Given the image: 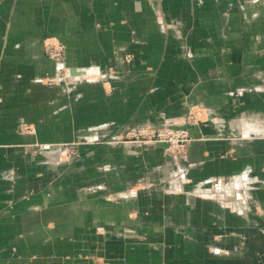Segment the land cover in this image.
<instances>
[{
    "label": "crops",
    "instance_id": "crops-1",
    "mask_svg": "<svg viewBox=\"0 0 264 264\" xmlns=\"http://www.w3.org/2000/svg\"><path fill=\"white\" fill-rule=\"evenodd\" d=\"M0 264H264V0H0Z\"/></svg>",
    "mask_w": 264,
    "mask_h": 264
},
{
    "label": "built area",
    "instance_id": "built-area-1",
    "mask_svg": "<svg viewBox=\"0 0 264 264\" xmlns=\"http://www.w3.org/2000/svg\"><path fill=\"white\" fill-rule=\"evenodd\" d=\"M46 57L52 61L61 64L58 68L55 76L46 78L49 85L66 84L67 80L71 78L70 72L64 67L65 52L64 48L60 44L48 43L45 45ZM134 140H145L149 143H167V151L170 152L174 161L178 164L181 160H184L185 156H182L184 145L190 140L189 134L186 130L182 129H160L153 131H141L133 129L128 137Z\"/></svg>",
    "mask_w": 264,
    "mask_h": 264
},
{
    "label": "water",
    "instance_id": "water-1",
    "mask_svg": "<svg viewBox=\"0 0 264 264\" xmlns=\"http://www.w3.org/2000/svg\"><path fill=\"white\" fill-rule=\"evenodd\" d=\"M74 73H76V72H74V71L71 72V75H74ZM158 145L161 146V147H164V148H168V144L167 143H158Z\"/></svg>",
    "mask_w": 264,
    "mask_h": 264
},
{
    "label": "rangeland",
    "instance_id": "rangeland-1",
    "mask_svg": "<svg viewBox=\"0 0 264 264\" xmlns=\"http://www.w3.org/2000/svg\"><path fill=\"white\" fill-rule=\"evenodd\" d=\"M46 82H47V81H46ZM67 151H68V153H69V154H68V157H71V155H72V151H74V149H72V148H68ZM63 152H66V150L63 149Z\"/></svg>",
    "mask_w": 264,
    "mask_h": 264
}]
</instances>
